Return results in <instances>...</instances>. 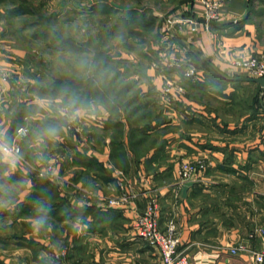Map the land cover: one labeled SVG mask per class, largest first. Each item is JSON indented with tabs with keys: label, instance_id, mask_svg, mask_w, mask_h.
<instances>
[{
	"label": "crops",
	"instance_id": "obj_1",
	"mask_svg": "<svg viewBox=\"0 0 264 264\" xmlns=\"http://www.w3.org/2000/svg\"><path fill=\"white\" fill-rule=\"evenodd\" d=\"M86 1L91 8L98 0ZM150 1L154 4H146L143 12L176 19L175 53L192 60L199 78L183 69L152 66L160 59L158 45L166 40L168 19L163 18L152 47L155 56L146 52V68L142 59L136 62L144 69L135 78L145 105L134 122L121 110L116 115L104 106L100 117L95 113L84 119L91 128L87 140L69 130L61 142L49 145L41 163H31L35 170L46 169L56 151L63 152L53 171L41 176L28 162L18 166L10 182L15 184L12 198L19 203L14 211L0 210V225L30 227L33 209L44 203L47 222L40 234L28 227L22 235L31 240L26 243L31 252L40 250L34 256L42 264H49L51 252L60 248L68 249L72 264H161L152 247L131 235L133 220L153 197L160 205L162 228L169 218L176 219L179 249L189 264H255L230 247L264 246V233L257 232L264 228V104L256 102L264 88L241 79L251 75L233 64L236 56L264 52L251 0L226 1L216 24L205 19L201 0ZM1 50L0 67L16 70L23 63L22 49ZM168 81L173 83L169 91ZM12 87L0 75V124L8 127L9 136L24 124L32 106ZM199 158L209 161L206 171L181 182L180 161ZM124 192L135 196L120 207L106 204Z\"/></svg>",
	"mask_w": 264,
	"mask_h": 264
},
{
	"label": "rangeland",
	"instance_id": "obj_2",
	"mask_svg": "<svg viewBox=\"0 0 264 264\" xmlns=\"http://www.w3.org/2000/svg\"><path fill=\"white\" fill-rule=\"evenodd\" d=\"M252 1V17L258 25L259 37L264 44V0ZM88 2L89 1L84 2V0H0V51L6 47L8 49H22L25 52L23 55L24 57L22 58L23 63L19 64V68L17 67L18 69H12L15 73L11 69H4L11 72V78L9 79L13 86L12 91L13 89L16 91L18 98H24L25 100H29V102H33L34 97L43 92L36 90L34 87L37 85L42 87L48 83L50 78H56L60 72L66 71L73 59L71 54L87 52L94 57H99V50L102 51L106 49L105 52L112 55V58L118 60L124 57L130 62V64L122 65L121 63H118L117 60H113L114 62L110 63L109 69L115 73V76L113 77L115 87L112 90V94L105 100L104 106L108 107V105L111 104L110 101L114 102L118 107H115V111L109 108V111L117 115L118 111L121 110L124 115L128 116L130 110L133 107H137V103H139L137 100L130 102L132 97L138 92V87L140 86V80L135 78V72L139 73L138 75H141L144 70L141 71V69L146 68V65L144 64L146 58L138 52V48L140 45H143V50L154 57L155 52L152 48L153 43L160 38L158 25L169 17L147 14V17L153 18L154 21L152 25L145 27L141 19L144 20L149 18H141L145 13L142 8L146 4H154V1H96L95 5H111L112 8L118 9V11L109 14L105 11L96 14H89L90 5H88ZM21 5H25L27 9L21 13H17L16 16L12 15L11 11ZM126 9L127 12L125 13ZM135 10L136 13L138 12L137 14H134L135 20L130 21L129 17H127L128 21L124 23L121 16L126 15L127 13L130 16ZM55 14L56 17L53 18ZM40 16L47 18L51 17L52 21H50L49 24L46 22L44 23L40 20ZM34 22L37 23L34 24ZM13 29H18L19 31L14 32ZM32 29H37V31H42V29H44L55 33H61L64 36L66 35L77 40L83 48L82 50H74L72 48H66L64 50L60 49V51L59 49L49 50L44 42L28 39L29 31ZM130 30L133 32L135 31V33L131 35L129 32ZM107 35H109L107 38V44L103 45L102 40ZM157 55L158 52L156 56ZM139 59L143 60V65H141L142 68L136 63ZM11 65L16 66L17 63L13 62ZM28 66H30V68H27ZM152 66L155 67L154 64H152ZM126 67L127 70H125ZM124 70L126 72H123ZM121 82H124V84L134 83L133 87H131V92L127 93L124 98H121L118 94L121 88L118 85H120ZM257 98L258 101L256 102L264 104V90L261 91L260 89ZM243 112L245 113V111ZM96 114L99 117L101 116V113L98 111ZM138 115L139 114L137 113L131 116V119L130 117L128 119L131 122H134ZM69 130L70 133L77 134L78 138L87 140L91 128L89 130L86 127V121L82 120L78 124L69 127ZM51 149H55V147L51 146ZM26 151L28 155L25 153L22 162L25 164L28 162L27 165L32 168V164L36 167V164L33 161L35 158L32 152L27 148ZM61 153L56 151L52 156L49 165L46 167L47 171H53L54 167H56L55 165L58 163L60 164L59 160L61 158ZM25 157H27V160L30 162L27 161ZM198 160H200V158L192 161L197 162ZM22 162L20 165H23ZM33 170L42 171L44 169L35 170V168H33ZM28 227V224L23 225L21 223L7 224V222H5L0 225V264L43 263L41 257L39 260L38 257L34 256V252H37V249L34 252H31L30 247L26 246V243H30L31 240L24 238L22 235L27 231ZM132 237L135 238L133 235ZM64 249L66 248H60L56 251H62ZM39 251L40 250L38 249L37 253H39ZM54 252L52 251L50 258H48L49 264H55L57 262L56 258L54 259L53 257V255H55ZM41 254L42 252L40 255ZM62 259L67 261L66 257Z\"/></svg>",
	"mask_w": 264,
	"mask_h": 264
},
{
	"label": "clouds",
	"instance_id": "obj_3",
	"mask_svg": "<svg viewBox=\"0 0 264 264\" xmlns=\"http://www.w3.org/2000/svg\"><path fill=\"white\" fill-rule=\"evenodd\" d=\"M71 55L67 70L42 86L45 90L34 97L24 124L13 135L9 136L8 127L0 124V210L14 211L19 203L12 198L15 184L10 181L24 159L25 147L41 163L45 150L61 142L62 134H67L70 126L105 110V100L115 87V73L105 66L102 58L87 52ZM61 76L64 79H59ZM46 171L42 170L41 176ZM33 211L35 216L29 218V223L33 234L39 235L47 222L42 215L46 205L38 202Z\"/></svg>",
	"mask_w": 264,
	"mask_h": 264
},
{
	"label": "built area",
	"instance_id": "obj_4",
	"mask_svg": "<svg viewBox=\"0 0 264 264\" xmlns=\"http://www.w3.org/2000/svg\"><path fill=\"white\" fill-rule=\"evenodd\" d=\"M205 6L204 17L207 21L220 20L222 18V6L229 0H201ZM176 19H168L165 31L166 40H163L159 47V58L153 64L157 68L173 67L183 69L185 74L193 79L199 78V70L188 57H178L176 51L179 44L172 40L177 29ZM195 28V27H193ZM164 45V46H163ZM165 48H163V47ZM189 45L183 46V50L187 51ZM233 64L247 70L249 75L254 77H264V52L257 55H250L247 57L236 56L233 59ZM0 75L3 80H8L10 72L0 67ZM173 83L168 81L166 89L171 90ZM179 90H183L180 87ZM71 127V126H70ZM209 166V161L205 158H200L197 162L189 159H182L179 167V177L181 182L189 181L193 177H198L206 171ZM131 196L128 192L120 197H109L106 199V204L110 207H120ZM90 204V202H88ZM161 209L158 201L153 197L150 199L147 208L135 218L131 224V234L141 241L147 243L152 247L160 256L161 264H189L187 254L179 249L181 243L180 227L175 218H169L165 227L161 226ZM257 232L264 233V228H259ZM254 233L252 234V236ZM233 254L246 253L255 264H264V246L262 249L257 250L245 245H235L230 247ZM53 255L56 258L55 264H72L65 261L68 251H55Z\"/></svg>",
	"mask_w": 264,
	"mask_h": 264
},
{
	"label": "trees",
	"instance_id": "obj_5",
	"mask_svg": "<svg viewBox=\"0 0 264 264\" xmlns=\"http://www.w3.org/2000/svg\"><path fill=\"white\" fill-rule=\"evenodd\" d=\"M253 5V1L251 0V6ZM111 7V8H110ZM26 6L25 5H21L19 6L18 8H15L14 10L11 11L12 15L16 16L17 13H21L23 12L24 10H26ZM32 11V9H30ZM101 11H105L106 13H113V12H116L118 11V9H115V8H112V6H107V5H104V4H94L93 6H91V8L89 9V14H96L98 12H101ZM34 12V11H32ZM127 12V9L125 10V13ZM138 13V12H137ZM136 13V10L134 13H131L130 16L128 15V13L126 15H123L121 16L123 18V21L124 23H126V21H128L127 17H129V20L130 21H133L135 20L134 19V14H137ZM148 15L146 14V12L144 13V15L141 16V18H146ZM56 17V14L53 16V18ZM41 21H43L44 23L46 22L47 24H49L50 21H52L51 17L50 18H47V17H39ZM149 18V17H147ZM143 21V25L146 27L149 25H152L153 24V18H149V19H141ZM37 23V22H36ZM34 22V24H36ZM14 30V29H13ZM15 31H19L18 29L17 30H14ZM132 34L135 33V31L133 32L132 30L129 31ZM108 36L107 35L106 37H104V39L102 40V43L103 45H106L107 44V41H108ZM28 39H33V40H39V41H42L44 42L46 45L47 48H49V50H54V49H66V48H72L74 50H82L83 46L81 44H79L77 42V40H74L72 39L71 37H68V36H64L63 34L61 33H55L53 31H47V30H44L42 29V31H37V29H32L31 31H29V34H28ZM158 40V39H157ZM138 52L141 53L142 56L144 57H147L148 54L146 53V51L143 50V45H140V47L138 48ZM106 49L100 51L99 50V58H102L104 63H105V66L109 68V65L111 62H114L116 61L117 59H114L112 58V55H110L108 52H105ZM97 57V56H96ZM114 60V61H113ZM118 63H121L122 65L123 64H130V62L126 59V58H120L117 60ZM26 64V63H25ZM27 68H30V66H28ZM125 70H127V67L125 68ZM123 71V72H126V71ZM121 72V71H119ZM59 79H64V77H59ZM59 79L57 82H59ZM133 84L134 83H129V84H124V82H121L120 85H118L120 88V92L118 93L121 98H124L126 97L127 93H130L132 88L133 87ZM36 90L42 92L44 91V87H41L40 85H37L36 87ZM109 100V99H108ZM139 101V103H137V107H133L129 114H128V118L130 117L131 119V116L132 114L134 113H138L140 109L143 108V106L145 105L141 100H140V97H139V94L138 92H136V94L132 97V99L130 100V102H134V101ZM110 101V100H109ZM110 105H108V107L112 110L115 111V107H118L116 106V104H114V102H111L110 101ZM23 106V105H22ZM125 107V106H124ZM123 107V108H124ZM118 110V109H117ZM38 181L39 183H43V181H45L44 178H38ZM46 182V181H45Z\"/></svg>",
	"mask_w": 264,
	"mask_h": 264
},
{
	"label": "water",
	"instance_id": "obj_6",
	"mask_svg": "<svg viewBox=\"0 0 264 264\" xmlns=\"http://www.w3.org/2000/svg\"><path fill=\"white\" fill-rule=\"evenodd\" d=\"M203 20L205 21V19H203ZM211 23L216 24L217 21L213 20V21H211ZM240 78L244 79V80H252V81L258 82L264 88V77L243 76Z\"/></svg>",
	"mask_w": 264,
	"mask_h": 264
}]
</instances>
